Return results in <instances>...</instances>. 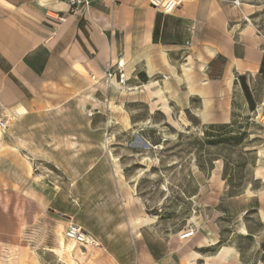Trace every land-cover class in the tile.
<instances>
[{"label": "rangeland", "instance_id": "374dc122", "mask_svg": "<svg viewBox=\"0 0 264 264\" xmlns=\"http://www.w3.org/2000/svg\"><path fill=\"white\" fill-rule=\"evenodd\" d=\"M241 2L264 34V0ZM110 65L93 67L104 85L45 88L49 108L0 151V264H187L222 246L236 258L196 264H264V74L236 75L231 121L202 124L174 78L125 81ZM73 226L86 238L69 248Z\"/></svg>", "mask_w": 264, "mask_h": 264}, {"label": "crops", "instance_id": "0c3cea01", "mask_svg": "<svg viewBox=\"0 0 264 264\" xmlns=\"http://www.w3.org/2000/svg\"><path fill=\"white\" fill-rule=\"evenodd\" d=\"M176 1L172 13H163L149 6V0H95L88 8L73 10L65 0H0V119L7 125L0 129L4 130L0 151L10 145L19 149L14 135L18 124L49 108L45 88L52 83L63 86V81L79 87L77 80L96 78L93 67L105 71L114 57L126 60L132 78L140 73L147 83L173 78L158 59L163 50L172 67L179 68L180 59L184 63L192 59L196 69L204 64L205 78L214 88L223 87L230 73L234 80L236 75L262 74L264 34L251 22L252 5L246 7L242 0ZM149 53L155 64L152 75ZM116 68L126 74V68ZM82 94L80 87L74 96ZM222 97L213 95V112L206 121L197 115L202 124L224 123L216 110L225 100ZM191 99L185 112L191 109ZM199 99L198 112L203 107ZM20 107L27 112L18 115ZM208 228V237L218 238V244V232ZM236 256L232 251L223 261Z\"/></svg>", "mask_w": 264, "mask_h": 264}, {"label": "bare ground", "instance_id": "6f19581e", "mask_svg": "<svg viewBox=\"0 0 264 264\" xmlns=\"http://www.w3.org/2000/svg\"><path fill=\"white\" fill-rule=\"evenodd\" d=\"M160 2L159 5H162L163 1L164 0H158ZM176 1V0H175ZM244 5L249 6V4H246L244 3ZM150 45V44H149ZM148 45V46H149ZM153 45V44H152ZM152 48V47H151ZM157 48V47H156ZM159 48V47H158ZM157 48V49H158ZM149 49V48H147ZM155 49V48H154ZM156 49V50H157ZM144 50V49H143ZM163 50V49H162ZM150 51V49H149ZM164 51V50H163ZM163 51H159V55H158V59L162 62L163 66H164V70L163 71H168L169 73L172 74V77L176 80L177 82V85L180 86L182 84H185L187 87H188V91L186 93V98L189 100L192 96H198L199 98L202 99L203 101V107L201 108V110L197 113V115H199L200 117H202V119L204 121L207 120V118L209 116L212 115V109H213V95H215L216 93H220L222 97V99H225L224 102L218 106V108L216 110H218V114H220L221 118L223 119L220 120L224 123H228L230 120V117H229V113L230 112V109H232L231 105H230V96L233 92V88H234V85H235V80H234V77H233V74H228V76L225 78L224 82H223V87H219V88H214L212 86V84L207 81L208 79L205 78V74H204V64H201V67L203 68V70H200V71H197L191 64L190 62L188 63H184V64H181L179 69L175 68L174 66L172 67V65L168 62L167 60V57H166V54L165 52ZM151 52V51H150ZM158 53V52H157ZM141 54V53H140ZM154 53L152 52V55ZM150 53L147 55V59L148 60V64H149V73L152 75V67H153V56H152ZM142 56V55H141ZM145 56V55H144ZM156 56V55H155ZM143 57V56H142ZM139 58V57H138ZM137 59V58H136ZM157 59V60H158ZM142 60V59H141ZM156 60V61H157ZM192 60V59H190ZM134 61V60H133ZM144 61V60H143ZM113 64L112 66L113 67H118V68H126V76H125V81H129L131 79V72L129 70V67L127 66V62L125 59H117V58H114L113 59ZM140 62V61H139ZM160 63V62H159ZM133 64V63H132ZM155 65V64H154ZM155 67V66H154ZM131 68V67H130ZM148 69V68H147ZM156 70V68H154ZM153 69V70H154ZM132 71V70H131ZM162 71V72H163ZM160 72V71H159ZM76 73V72H75ZM154 73V71H153ZM156 73V72H155ZM168 73V74H169ZM91 74V73H90ZM149 74V75H150ZM99 75V76H98ZM98 75L96 76V79L97 80V83H100L102 85H104V83L106 82V78H107V74H102V73H98ZM166 75V74H165ZM169 79V78H168ZM72 81V80H71ZM111 81L110 85L112 86V89L113 91H120L122 92L123 94L125 93L123 90H122V83L118 80L117 77H114L112 80H109ZM108 81V82H109ZM52 82V81H50ZM49 82V83H50ZM48 84V83H47ZM65 87L67 89L71 88L72 87V84L70 81H65ZM51 87L54 89H62L59 85H57L56 83H52L51 84ZM73 88V87H72ZM168 90H170V86L167 87ZM59 92V91H58ZM67 93V92H66ZM73 93V92H72ZM77 93V90L74 92V94ZM171 94L173 96H176L178 94V92L175 90L174 92H171ZM68 95V94H67ZM50 96V95H49ZM70 98V97H69ZM177 98V97H176ZM221 102V101H220ZM106 103V102H105ZM25 104V103H24ZM202 104V103H201ZM22 106V105H20ZM190 105L188 104L186 108H189ZM186 108H183V109H186ZM27 111V109L25 107H20L16 113L18 115H21V114H24L25 112ZM185 113V112H184ZM191 113V112H190ZM217 115V113H216ZM219 116V117H220ZM10 117V116H9ZM195 117V116H193ZM213 117V116H212ZM217 117V116H216ZM218 118V117H217ZM12 119V118H11ZM190 119V118H189ZM211 119V118H210ZM1 120V119H0ZM14 120V119H13ZM182 120V119H181ZM111 121V120H110ZM203 122V121H202ZM207 123V122H206ZM187 125V124H186ZM7 126V125H6ZM6 126L4 128H6ZM4 128H0V129H4ZM4 133V130L1 131L0 130V139L2 138V134ZM11 146V145H10ZM17 148V147H16ZM18 149V148H17ZM213 179L216 178L217 174L214 173L213 175ZM212 179V180H213ZM251 191V190H250ZM140 219V218H139ZM141 220V219H140ZM140 222V221H139ZM134 223H137L136 221ZM84 231V229H82L81 227H76V226H73L72 229H71V232H70V243H69V248H72L76 239L79 238V239H85L86 238V235L82 232ZM243 233L246 232L245 230H241ZM138 235L140 236V233H138ZM193 235V232L192 231H187L185 232V235L184 237H189ZM59 240H60V243L61 244H64V236H63V226H61L59 228ZM67 236V235H66ZM142 236V235H141ZM68 237V236H67ZM215 243H217V241H215ZM89 246V245H88ZM61 250V249H60ZM232 251H234V249L232 247H229V246H223L221 248V250L219 251L218 254L216 255H211V256H207V257H204L203 255L199 254L198 252H195V251H192L190 252L186 257V262L187 264H196V260L197 259H206L208 262H210L211 260H215V259H218L219 261H222V260H225L227 259V257H229L232 253ZM209 264V263H208Z\"/></svg>", "mask_w": 264, "mask_h": 264}, {"label": "built area", "instance_id": "2783aa9c", "mask_svg": "<svg viewBox=\"0 0 264 264\" xmlns=\"http://www.w3.org/2000/svg\"><path fill=\"white\" fill-rule=\"evenodd\" d=\"M65 1L73 10V9H79L81 7L88 8L90 7L91 3L95 0H65ZM236 3H238V0H236ZM159 4L160 2L158 0H149L148 5L159 7L163 13H172L174 9L177 7L178 2L175 0H164L162 5ZM5 126H6V122L0 120V128H4Z\"/></svg>", "mask_w": 264, "mask_h": 264}, {"label": "trees", "instance_id": "16d2710c", "mask_svg": "<svg viewBox=\"0 0 264 264\" xmlns=\"http://www.w3.org/2000/svg\"><path fill=\"white\" fill-rule=\"evenodd\" d=\"M261 73L264 74V69L263 68L261 70ZM235 194L238 195V192H236ZM220 243H221V241H220Z\"/></svg>", "mask_w": 264, "mask_h": 264}]
</instances>
